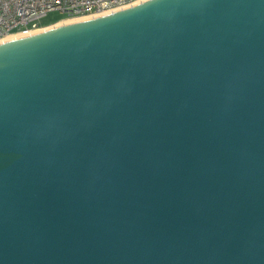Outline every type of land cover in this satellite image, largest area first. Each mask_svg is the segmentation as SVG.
<instances>
[{"label":"water","instance_id":"water-1","mask_svg":"<svg viewBox=\"0 0 264 264\" xmlns=\"http://www.w3.org/2000/svg\"><path fill=\"white\" fill-rule=\"evenodd\" d=\"M0 264H264V0L0 43Z\"/></svg>","mask_w":264,"mask_h":264},{"label":"built area","instance_id":"built-area-1","mask_svg":"<svg viewBox=\"0 0 264 264\" xmlns=\"http://www.w3.org/2000/svg\"><path fill=\"white\" fill-rule=\"evenodd\" d=\"M140 0H0V40L10 35L27 36L44 28L40 21L50 13L62 20L100 15L127 7ZM58 22V21H57Z\"/></svg>","mask_w":264,"mask_h":264},{"label":"bare ground","instance_id":"bare-ground-1","mask_svg":"<svg viewBox=\"0 0 264 264\" xmlns=\"http://www.w3.org/2000/svg\"><path fill=\"white\" fill-rule=\"evenodd\" d=\"M140 1H141V0H140ZM136 3H139V1L136 2ZM134 4H135V3H134ZM132 5H133V4H132ZM127 7H130V5L127 6ZM123 8H125V7H123ZM120 9H121V8H120ZM120 9H116V10H120ZM113 11H115V10H113ZM110 12H111V11H110ZM110 12H105V13H110ZM105 13H102V14H105ZM102 14H100V15H102ZM100 15L97 14V15H91V16H88V17H83V18H80V19H72V20H62V21H58V22H55L53 25H50V26L44 27V28L39 29V30H36V31H32V32H30L29 34H27V36H29V35H31V34H34V33L42 32V31H44V30H46V29H49V28H52V27H54V26H60V25H64V24H66V23H72V22H74V21H80V20H82V19L92 18V17H96V16H100ZM25 36H26V35H25ZM19 37H23V35H10V36H7V37L1 39V40H0V43H2V42H6V41H8V40L16 39V38H19Z\"/></svg>","mask_w":264,"mask_h":264},{"label":"rangeland","instance_id":"rangeland-1","mask_svg":"<svg viewBox=\"0 0 264 264\" xmlns=\"http://www.w3.org/2000/svg\"><path fill=\"white\" fill-rule=\"evenodd\" d=\"M65 16L63 15H60L58 13H50L48 14L45 18H43L41 21H40V25L41 26H50V25H53L55 22L61 20V19H64Z\"/></svg>","mask_w":264,"mask_h":264},{"label":"trees","instance_id":"trees-1","mask_svg":"<svg viewBox=\"0 0 264 264\" xmlns=\"http://www.w3.org/2000/svg\"><path fill=\"white\" fill-rule=\"evenodd\" d=\"M46 27V26H45Z\"/></svg>","mask_w":264,"mask_h":264}]
</instances>
